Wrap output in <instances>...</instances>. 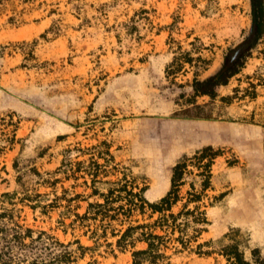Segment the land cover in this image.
<instances>
[{
  "label": "rangeland",
  "instance_id": "1",
  "mask_svg": "<svg viewBox=\"0 0 264 264\" xmlns=\"http://www.w3.org/2000/svg\"><path fill=\"white\" fill-rule=\"evenodd\" d=\"M253 24L250 0H0V212L8 213L0 225L17 223L34 235L43 230L71 249L75 240L91 246L76 264H131V248L118 249L116 234L156 214L111 220L75 214L102 202L92 188L106 192L123 176L128 187L146 186V198H156L168 189L174 163L211 139L221 154L199 202L209 224L198 242L236 230L264 255V224L245 221L257 219L258 210L249 208L264 213V124L249 126L264 120V103L251 109L246 95L249 83L264 88V33L241 54L227 92L217 91L214 99L192 95V79L220 69ZM185 53L192 63L184 62ZM201 114L223 121L211 137L192 143L171 133L173 123ZM90 160L106 164L94 183ZM187 164L192 173L175 212L190 181L199 190L195 163ZM63 189L67 198L80 197L67 207ZM231 199L238 209H228ZM195 245L167 249L171 263L226 264L218 254H197Z\"/></svg>",
  "mask_w": 264,
  "mask_h": 264
},
{
  "label": "trees",
  "instance_id": "2",
  "mask_svg": "<svg viewBox=\"0 0 264 264\" xmlns=\"http://www.w3.org/2000/svg\"><path fill=\"white\" fill-rule=\"evenodd\" d=\"M250 4L252 19L256 26V40L258 41L264 33V0H250ZM184 55V62H193L189 53ZM245 56L246 54H243L230 67L225 68L223 65L204 79H198L195 76L192 79L193 97L206 95L214 99L217 96L216 87L227 84L229 78L239 72ZM249 87L253 89H248L249 94L255 96V85L250 83ZM249 94L246 95L249 96ZM227 99H229L227 96H223V100ZM189 103L193 104L195 101ZM210 117L208 114H201L190 117L188 120L210 119ZM220 154L221 150L214 149L211 144L197 148L191 156L183 154L171 168L168 189L160 198L153 201L147 199L144 194L146 186H141L137 191H134V188L128 187L124 176L116 181H111L113 186H110L106 192H98L97 188H92V194H98L102 202H89L86 212L82 215L76 213L75 217L87 219L91 213L93 218L99 216L100 219L109 218L111 220L119 214L124 215L125 218L131 217L134 212L141 215L148 212L149 218L156 214L157 216L151 222L129 223L119 234H116L118 237L115 240V245L118 249L124 250L127 246L131 248V264H172L167 249L173 248L174 251L187 249L194 242H196L194 251L197 254H218L225 259L226 264H264V255L260 248L249 247L246 242L237 237L236 230L224 233L223 237L217 241L209 239L198 242L209 224L205 209L199 205V202L203 199L204 192L211 187V166L214 159ZM104 161L106 162L105 158ZM187 161L195 163L194 166L197 170L195 176L200 178L199 190L195 189L193 181H190L189 189L186 191V201L175 212L173 207L180 200V188L186 183V177L192 173L187 168ZM75 164L80 166L81 162L78 161ZM67 165L71 166V162L64 161L63 166ZM105 165L94 160L89 161L87 174L91 175L93 183L99 169ZM66 192L67 190L63 189L60 198L68 202V207L69 202L80 197V194L67 198ZM1 195L9 196L10 194L5 192ZM222 196L223 194L219 195V197ZM28 197L31 196L27 195V199ZM122 200L123 203L113 205ZM191 204L192 206H190ZM36 206L39 205L33 204L31 207L35 208ZM47 206L53 207L55 204L50 202ZM7 214L6 211L0 212V219ZM33 233L31 228H23L17 223L0 225V264H76L77 258L82 257L86 250L92 249L91 246L82 245L79 240H75L76 248L71 249L70 243H64L43 230L35 235ZM224 238L229 240L225 242ZM136 242L144 243L145 247L135 248ZM246 249H249L248 253H246ZM86 264L97 263L91 261Z\"/></svg>",
  "mask_w": 264,
  "mask_h": 264
},
{
  "label": "crops",
  "instance_id": "3",
  "mask_svg": "<svg viewBox=\"0 0 264 264\" xmlns=\"http://www.w3.org/2000/svg\"><path fill=\"white\" fill-rule=\"evenodd\" d=\"M227 86H228V83L225 84V85H219V86H217L216 87V92L217 91H220V90H222L224 92H227L228 91L227 90ZM237 86L238 87H241V84H237ZM262 86H264V84H262ZM259 87H260V85H255V91H259V92H255V96H251L249 94V97H248L249 98V107H251V109H253L254 108V105L255 104L257 105V102H259V101H260L261 104L264 103L263 100H261V99H264V88L262 90H258ZM249 89H250V87H249ZM222 95L225 96L227 94H223V93L220 94V96H222ZM204 96H206V95H204ZM199 97H203V96H199ZM199 97H197V98H199ZM240 101H242V100L240 99ZM262 107H263V110H264V104L262 105ZM249 111H252V110H249ZM220 119L218 120V119H215L213 117H210V119L184 120V121H181V122L179 121V122L173 123L171 125V133L174 134L175 136L176 135L179 136V134L181 133L183 135L180 138L181 141H184L186 139V137H189L191 139H187L186 141H191L192 143L199 142L200 140L207 139L209 136L211 137V135L214 134V131L211 130V128L212 127L213 128L218 127L216 125H222L223 124L222 123L223 121L220 120ZM230 122H232V121H230ZM249 124H250L249 126H254V127H257V128L260 127L261 128L263 126V124H264V120H262V122H259V123H249ZM176 138H179V137L176 136ZM210 141H211V139H209V141L199 142L198 144H196L195 148L197 149V148H199V147H201L203 145H206ZM157 188L158 187L156 186V184H153L152 189L154 191H156V193H158L160 191ZM165 192H163V193H165ZM163 193H161L160 195H158L154 199L153 198H149V200L150 201L156 200V199L160 198L163 195ZM238 203H236V201H234L233 199H231L228 202V209H238L239 208V206L237 205ZM253 209L258 210L257 211V217H256L257 219H255L256 221H254L252 217H249V219H247L245 221L247 223H249V225L256 224V223L257 224H264V213H263V211H261V209L255 208V207L249 208L250 211L253 210ZM232 214H234V212H230L229 213V217L232 218L231 221L237 220V218L235 216H233Z\"/></svg>",
  "mask_w": 264,
  "mask_h": 264
},
{
  "label": "water",
  "instance_id": "4",
  "mask_svg": "<svg viewBox=\"0 0 264 264\" xmlns=\"http://www.w3.org/2000/svg\"><path fill=\"white\" fill-rule=\"evenodd\" d=\"M255 36H256V26L255 24H253L246 38L229 51L227 60L224 63L225 68L235 64V62L239 59L241 54L251 46V43L254 41Z\"/></svg>",
  "mask_w": 264,
  "mask_h": 264
}]
</instances>
